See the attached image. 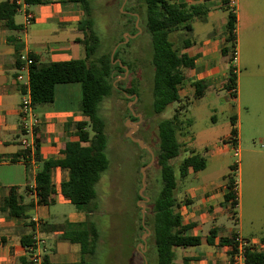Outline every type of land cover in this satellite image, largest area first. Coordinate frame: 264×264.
Segmentation results:
<instances>
[{
  "label": "trees",
  "instance_id": "trees-1",
  "mask_svg": "<svg viewBox=\"0 0 264 264\" xmlns=\"http://www.w3.org/2000/svg\"><path fill=\"white\" fill-rule=\"evenodd\" d=\"M50 0H24L26 5H39ZM62 3H76L83 12V19L78 24V30L82 33L81 38L76 41L84 47L85 56L80 59H69L63 61L39 62L37 57L29 54L32 60L29 66V91L32 107L51 103L55 96V87L58 84L78 83L80 85L79 109L86 118L84 120L69 122L74 134L75 141H66L62 150V157L43 159L39 154L38 143L33 153V158L40 163L34 178V188L25 185L22 189L18 186L8 188L7 194L0 199V212L10 217L21 218L25 221L29 218L28 211L35 204H52L54 202V187L50 178V171L54 167L67 170L68 178L61 183V194L74 205V207L85 213L86 220L83 228L79 230L65 231L64 237L71 242L78 243L83 255H94L100 233L95 222L90 218L91 213L97 208L96 184L101 174L108 169L109 161L106 155L107 135L106 121L99 115L100 103L104 97H108L113 90H120L123 97L130 102L133 99L135 88L133 86L123 87L122 82H115L117 76L125 75L122 65L131 70V63L121 58L120 50L123 47V36L114 43L116 49L111 59L112 48L103 50L102 40L94 29L93 14H95L90 0H58ZM130 0H125L122 11L121 0L117 6L116 15L121 21V34L131 29L136 30V18H143L146 29L150 34L152 66V109L153 114H159L171 103L181 102L178 90L185 79L184 69L193 67L194 59L189 57L181 48L190 44L189 39L182 38V46L175 47L169 39L172 32L183 30L185 34L191 31V22L201 14L203 3L187 4L177 0H137L136 4L128 6ZM126 3V4H125ZM224 10L227 11L226 23L224 25V41L221 47V54L226 57L229 68L223 82V89L229 95L234 96L236 90V72L232 65L235 59V21L236 16L228 8L227 0H223ZM20 5L15 2H0V25L4 28L20 31L21 26L15 24L14 16L17 14ZM127 9V10H126ZM126 10V12L124 11ZM145 13V14H144ZM121 17L127 19L124 25ZM125 45V44H124ZM16 49H19V46ZM119 59L120 63H112ZM17 63L20 65L19 57ZM194 91L192 98H199L206 89L204 80L193 82ZM23 88V87H22ZM24 91V88H23ZM127 95H131L129 98ZM187 99L175 110L171 118L160 119L156 123L158 135V147L153 152L155 162L159 168L160 187L157 194L146 204L142 224L140 211L136 225L132 224L131 244L128 251L127 264H148L147 252L154 247L156 264H174L173 248L194 246L200 243V237L185 234V225L178 211V202L175 197V172L171 160L177 157L181 151H186L185 146L193 140L188 127L192 120L182 112L183 105H187ZM182 135L183 140L178 139ZM237 136L236 118H230V137ZM237 139V138H236ZM138 150L141 149L131 140ZM193 153V150H191ZM22 158L28 166L30 153L28 150H21L20 153L10 156L13 161ZM145 165V164H143ZM205 161L202 157L192 154L183 158L178 164L180 174H185L188 168L194 171L203 169ZM234 167V166H232ZM234 180L227 177L226 192L224 200L232 214L237 205ZM34 192L36 200L24 202V193ZM136 200L141 197L136 192ZM148 198V197H147ZM148 200V199H147ZM140 210V209H139ZM28 223H31L28 221ZM57 226H52L56 228ZM140 231L148 236L144 239L145 251L136 249L137 243L141 242L138 236ZM236 235L231 239L221 238L220 242L230 241L232 248L235 246ZM264 240V239H262ZM22 243L28 246L29 242L22 239ZM247 264H264V251L248 248L246 252ZM46 263L49 262L46 259ZM85 264V261H84Z\"/></svg>",
  "mask_w": 264,
  "mask_h": 264
},
{
  "label": "crops",
  "instance_id": "crops-1",
  "mask_svg": "<svg viewBox=\"0 0 264 264\" xmlns=\"http://www.w3.org/2000/svg\"><path fill=\"white\" fill-rule=\"evenodd\" d=\"M7 1L20 5L14 22L21 26V30H10L0 25V199L11 186L22 189L28 185L33 190L35 174L40 168V163L31 157L27 167L22 158L10 160L11 155L24 150L20 142L23 130L19 108L23 86L16 78L20 66L17 63L18 56L22 53L33 54L39 62L80 59L85 56L83 45L76 41L82 37L78 24L83 19V12L78 4L50 0L39 5H26L24 0ZM177 1L187 4L203 3L201 14L193 21L210 22L211 29L196 40L186 36L190 44L181 48L182 52L194 59L193 67L184 69L185 79L178 90L182 99L179 103L186 102V99L188 101L184 115L187 117L189 107L194 111H190L192 124L188 127L193 140L185 146L186 155L183 158L196 154L204 159L205 166L198 171L188 168L183 175L178 170L179 176L175 175V197L182 224L185 225V234L200 237V243L174 247L173 263L231 264L232 243L220 242L221 238L229 240L238 234L248 240L264 242V233L258 230L244 233L240 223L235 227L237 221L230 225L229 219L234 220L235 214H232L224 200L227 177L201 174L209 163L221 161L231 143L230 132L218 138H215L216 135L211 136L212 145H204L202 152L193 147L196 140L193 128L199 112H209L210 118L215 122L218 111L229 124L232 116L237 118L227 96H219L224 90L223 82L229 68L226 57L220 51L224 41V32L220 29L222 24L225 25L227 15L225 18L220 15V10H224L223 0L215 4L216 8L207 6L206 2L209 0ZM26 13L32 15V21L25 27ZM18 14L21 17L19 20ZM257 29L264 33L263 25ZM192 31L193 28L190 32ZM16 45L19 46L18 50ZM181 46L180 44L178 47ZM196 80H204L207 86L201 97L192 98L193 82ZM80 96L78 83L58 84L51 103L33 108L39 119L34 140H37L39 154L43 159L62 157L65 142L77 140L72 127L67 124L86 119L79 109ZM50 178L54 187L52 204H35L28 211L29 218L26 221L0 212V264H30L22 239L29 242L34 232H38L46 240L45 252L49 264H84L85 255L82 254L80 245L66 239L64 233L83 228L86 215L77 209L68 207L66 211H62L56 207L58 203L71 204L60 191L61 183L68 178L67 170L54 167L50 171ZM30 200H36L33 191L24 193V202ZM52 226L57 227L53 229Z\"/></svg>",
  "mask_w": 264,
  "mask_h": 264
},
{
  "label": "rangeland",
  "instance_id": "rangeland-1",
  "mask_svg": "<svg viewBox=\"0 0 264 264\" xmlns=\"http://www.w3.org/2000/svg\"><path fill=\"white\" fill-rule=\"evenodd\" d=\"M90 1L94 9L96 8L93 14L94 29L102 40L103 50L111 48L113 50L114 43L120 36L124 37V33L129 35L127 42H124V37L119 55L132 64V71L117 76L115 82H122L123 87L132 86L133 83L135 93L132 102L129 103L120 90H113L100 103L98 113L106 121V155L109 166L96 184L94 201L97 208L90 215L100 233V239L94 255H85V264H127L132 224L136 225L140 211L138 200L135 198L141 186L140 169L143 164L149 163L151 155L149 152L138 150L126 137L129 130L126 121L129 119L135 122L137 128L132 135L142 140L153 153L158 147L156 123L160 119L171 118L179 105L178 102H173L159 114L151 112L153 102L151 45L144 17L136 18L135 22L138 23L135 24V31L131 32L128 28L121 34V21L118 20L115 10L121 0ZM220 1L222 0H209L206 3L208 7L216 8L215 4ZM136 2L137 0H130L128 6ZM227 2L228 8L236 16L235 59L232 61L237 73L236 92L231 96L228 91L222 90L219 96H227L236 111L237 145L230 143L221 161L209 163L201 174L231 177L236 182L237 205L233 208L235 219H229V224L234 225V221H237L235 227L240 223L244 233L256 230L264 233V33L257 29L264 26V0ZM119 11L122 9L119 8ZM220 15L225 18L227 11L220 10ZM20 18L18 14V20ZM121 19L124 25L128 24L125 17ZM191 24L193 31L190 33L185 34L183 30H177L170 34L169 39L173 41L175 47L182 45L181 40L185 35L196 40L211 29L210 22L195 20ZM220 31L224 32V24ZM131 97L130 95L129 98ZM185 108L186 105H183L182 112ZM190 111L192 109L189 107L187 117H191ZM216 118L215 122L210 118L209 112H199L193 128L196 135L193 147L197 151L202 152L204 145H212L211 136L216 135L215 138H218L230 132V124L224 115L218 111ZM178 139L182 140V135L179 134ZM235 146L238 149V156L234 155ZM185 155L186 152L181 151L171 160L177 177L178 164ZM143 172L145 188L142 195L148 197L145 202L147 209L146 204L150 197L153 198L160 187L159 168L154 154L152 162L143 168ZM56 207L62 211H66L68 207L76 209L72 204L58 203ZM138 236H142L141 231ZM147 259L148 264H156L154 247L149 248Z\"/></svg>",
  "mask_w": 264,
  "mask_h": 264
},
{
  "label": "built area",
  "instance_id": "built-area-1",
  "mask_svg": "<svg viewBox=\"0 0 264 264\" xmlns=\"http://www.w3.org/2000/svg\"><path fill=\"white\" fill-rule=\"evenodd\" d=\"M32 21V15L26 13L24 26H28ZM20 66L19 72L16 76L17 80L22 83L24 91L22 92V99L20 104V119L21 126L23 130V136L20 140L21 145L24 150H28L30 157L33 158L34 149L36 142L34 136L36 133V128L39 125V119L33 111L31 104L30 91H29V66L32 62L29 55L20 54L19 56ZM230 137V142L237 145V139L235 137ZM235 156H238V149L235 146ZM234 190H236V182H234ZM236 192V191H235ZM235 246L232 248L231 254V264H247L246 262V252L248 248L252 249H264V242H257L253 240H248L242 236L236 234ZM46 240L38 232H34L30 237V243L26 246L29 255L30 264H47L46 263ZM48 261V260H47Z\"/></svg>",
  "mask_w": 264,
  "mask_h": 264
},
{
  "label": "water",
  "instance_id": "water-1",
  "mask_svg": "<svg viewBox=\"0 0 264 264\" xmlns=\"http://www.w3.org/2000/svg\"><path fill=\"white\" fill-rule=\"evenodd\" d=\"M124 2H125V0H123L120 9H122ZM137 23L138 22L136 21L135 24L137 25ZM124 37H125L124 42H127L128 37H129L128 33H124ZM115 49H116V46L113 48V50L111 52V59H112V56H113V53H114ZM116 62L121 65L119 59H116V60H113L112 61L113 64L116 63ZM122 66H123V68L125 70L124 72H125V75H126L127 72H128V68L125 65H122ZM127 97H130V95H127ZM130 102H132V100ZM126 125L129 128V130H128L127 134H126V137H128L130 140H132L133 142H135L141 149H145L151 155V160L149 161V163L146 164V165H144V166H142L141 169H140V173H141V186H140V188L138 190V194L140 195L141 198L138 200L137 205L140 206V213H141V216H142V224H143L144 223L143 217H144V213H145V202L148 199L147 197H145V196L142 195V190L145 188V177H144L143 168L147 167L152 162V160H153V153H152V150L146 144H144V142L142 140H140V139H138V138H136V137H134L132 135L135 132L136 128H137V125L135 124V122H132L131 120L128 119L126 121ZM146 235H148V231H146L145 233L142 234V236H141V240L142 241L139 242L137 244V246H136V249H138V250L141 249L142 250V253H144V251H145L144 239H145V236Z\"/></svg>",
  "mask_w": 264,
  "mask_h": 264
}]
</instances>
